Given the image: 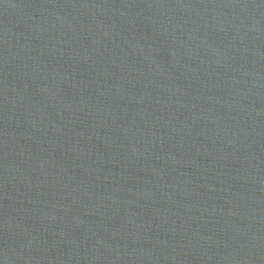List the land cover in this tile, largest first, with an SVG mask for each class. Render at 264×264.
Segmentation results:
<instances>
[{
	"label": "water",
	"instance_id": "obj_1",
	"mask_svg": "<svg viewBox=\"0 0 264 264\" xmlns=\"http://www.w3.org/2000/svg\"><path fill=\"white\" fill-rule=\"evenodd\" d=\"M0 264H264V0H0Z\"/></svg>",
	"mask_w": 264,
	"mask_h": 264
}]
</instances>
